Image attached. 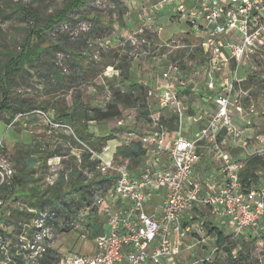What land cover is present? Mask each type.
Segmentation results:
<instances>
[{"label": "rangeland", "instance_id": "obj_1", "mask_svg": "<svg viewBox=\"0 0 264 264\" xmlns=\"http://www.w3.org/2000/svg\"><path fill=\"white\" fill-rule=\"evenodd\" d=\"M117 1L120 11L114 7L113 0H87L81 9L82 16L93 20L97 18L100 22L83 19L78 14L73 15L68 23L57 25L53 32H45L42 37L45 43L56 45L44 54L45 63L51 66L55 76L45 74L46 65L43 64V68H27L25 78H17L13 83L12 99L25 98L31 101L33 107L43 106L45 110L36 108L16 114L9 124L6 123L9 115L0 113V184H6L8 190H11L13 184L11 176L20 175L25 159L32 157L36 160L34 170L28 174V181L22 182L21 186L28 190L27 194L32 189L37 198L51 196L48 179L75 165L81 151L90 147L88 141L98 142L105 137V133H101L92 120L83 118L81 123L75 121L73 124H58L54 122L52 115L57 108L69 109L76 102L88 109L93 106L103 107L112 89L122 87L117 69L122 63L127 66L131 79L146 86L149 107L146 119L150 121L140 117L136 109L125 108L120 118L103 122L104 129L112 137L100 148L101 152L106 147L102 153L104 160L111 159L117 145L138 139L149 129L152 120L162 122L170 131L178 129L181 118L176 105L173 108H160L155 98L156 91L164 83L161 74L169 66H177L181 73V77L174 75L173 88L179 94L176 98L181 104L184 128L190 121L199 128L203 127L215 110L213 98L208 97L204 101L192 88L193 84L198 85L203 81L202 70L206 58L200 45L202 38L189 31L190 26L186 20L178 12L155 14L153 5L159 0ZM63 2L64 0H0V50L4 47H17L32 24L13 11L16 6L23 5L43 18ZM120 15L121 21L118 20ZM192 52L194 58L189 57ZM237 76L243 81H249L234 93L237 102L244 106L243 112H231L233 122L243 131L246 152L240 154L239 147H234L227 141L222 144V149L234 155L243 167L248 154L260 152L264 146V49L245 58L239 66ZM150 90L151 94L148 93ZM205 92L212 95L210 91ZM250 103H253L256 111L253 116L248 113ZM196 114L199 118H195ZM248 117L251 118L249 124L245 122ZM74 124L77 129H85L87 139L84 142L77 139ZM202 152L200 180L208 183V177L218 176L220 161L210 147ZM261 153L264 154V151ZM50 154L52 156L44 164L42 160ZM123 163L130 164L127 161ZM256 174L259 181L264 179V171L257 170ZM63 187L68 192L61 201L70 206V212L66 226H62L63 217L58 218L57 226H52L49 246L59 257L68 254L91 255L95 230L87 223L85 208L77 207L76 194L69 192V183L66 182ZM7 194L9 192L6 190H0V230L7 229L11 234H17L15 226L20 221L27 222L31 218L27 216L25 208L30 207L29 202L33 198L21 195L11 199V195ZM160 202V196L151 195L145 205L146 211L150 212ZM45 208L49 207L40 209ZM195 209L202 217L194 221L196 213L193 210L186 219L192 229L186 239L182 240L180 253L174 259L176 264H200L203 259H213L217 255L223 257L221 252L217 254L215 250L213 236L208 232L210 227H217L225 234L232 235L237 244H249L252 256L260 264H264V221L257 227L236 233L231 224L217 219L209 209ZM17 211L21 212L19 219L14 215ZM94 215L98 217L99 223L104 222L99 211L91 214ZM10 233L4 236V240L11 245L18 243ZM22 264L41 262L30 260L22 261Z\"/></svg>", "mask_w": 264, "mask_h": 264}, {"label": "built area", "instance_id": "obj_2", "mask_svg": "<svg viewBox=\"0 0 264 264\" xmlns=\"http://www.w3.org/2000/svg\"><path fill=\"white\" fill-rule=\"evenodd\" d=\"M153 7L155 11L166 7L178 12L189 24L190 32L202 38L200 45L206 58L203 81L193 84V89L203 85L210 91L215 110L192 139L177 135L168 140L167 131L159 121L152 120L150 128L138 137L145 152L137 172L130 171L113 155L104 160L106 147L101 152L87 148L99 162L84 175L88 179L94 174L113 179L109 189L100 184L92 200L107 230L94 238L92 255L68 254L52 264H176L174 259L180 253L182 240L192 229L186 219L194 208L209 209L217 219L231 224L236 233L264 221V179L256 186L244 188L239 176L242 165L222 149L226 141L246 148L243 131L231 117L232 110L242 112L244 106L233 93L241 90L237 88L243 81L237 76L240 64L264 49V0H159ZM161 75L165 83L172 82L174 75L181 77L175 65ZM156 101L160 108L174 104L172 88L165 86ZM248 113L256 114L253 103L249 104ZM250 122L248 118L247 123ZM208 147L220 161V175L208 177V183H204L194 169L202 150ZM261 150L257 153L263 152L264 146ZM58 175L48 179L50 185L58 180ZM160 191L161 206L148 213L147 200ZM85 209L89 210V206ZM28 210L32 216L22 224L20 232H6L18 243L11 245L4 240L6 234H0V264H15V256L26 262L40 261L44 256L52 236L50 213L46 209Z\"/></svg>", "mask_w": 264, "mask_h": 264}, {"label": "trees", "instance_id": "obj_3", "mask_svg": "<svg viewBox=\"0 0 264 264\" xmlns=\"http://www.w3.org/2000/svg\"><path fill=\"white\" fill-rule=\"evenodd\" d=\"M113 1L114 7L120 11L118 1ZM86 3L87 0H64L59 8L55 9L52 13L43 18L23 5H18L13 10L19 14L22 19H25L32 24L26 31V36L23 41L20 42L17 47H13L11 49L4 47L3 50H0V113H7L9 115L6 119L7 124L12 121L16 114H22L23 112L36 108L45 110V107L43 106L33 107L31 105V101L29 102L25 98L12 99L11 89L13 83L16 82L17 78H25L24 73H26L27 68H38L39 66L40 68H43V64L46 65V67H44L46 71L45 74L51 73L52 76H55V73L51 70V66H48L45 63L44 54L50 51V49L55 48L56 45L52 43H45L42 37L46 31L50 30L53 32L57 25L68 23L72 20L71 18L73 15L79 14L83 19L100 22L97 18L93 20L92 18L82 16L81 9ZM1 10L2 9H0V11ZM118 20L121 21V15L118 17ZM39 23H41V25H39ZM97 26L99 25H96V27ZM189 57L194 58V52L189 53ZM117 69L119 70V83L122 87L112 89L111 94L105 101L103 107L93 106L88 109L86 105V107H83L82 104L79 106L78 102H76L73 107L69 109H64L62 107L57 108L52 115L54 122L58 124H73L75 121L81 123L83 118L87 121L92 120L96 122L98 129L102 131L101 133H105V137L100 138L98 142L88 141L90 144V147L88 148L96 152H100V148L108 140L112 139L111 135L108 134V131L104 129L105 127L103 122L120 118L125 108L136 109L138 115L140 117H144L145 119L149 113L146 86L140 81L133 80L129 77L128 68L124 65V63L118 65ZM250 80H252V78ZM248 82L249 81L246 80L241 81L237 88L239 89L242 86L244 87V84ZM234 93L233 95L235 96ZM146 120L150 121L148 118ZM159 125H161L168 133L169 129L166 125L162 122H159ZM74 127L77 139L84 142L87 139L84 135L86 132L85 129H77L75 124ZM238 150L239 152H246V148H240ZM144 152L145 149L139 140L132 139L128 143L117 145L115 147L113 157L120 163H123L124 161L129 162L130 164L127 165L128 169L132 172H137L139 171V167L142 165L141 162L144 160ZM248 155L249 156L245 159L246 161L244 166L241 167L239 172L240 181L244 188H250L258 185L261 181L258 180L256 171H264V154L255 152ZM50 156H52V154L44 157L42 162L45 164ZM25 161L26 163H24L23 167L20 169L21 174L11 176V181L13 183L11 190L7 189L8 187L6 184H0V190H6L9 192L7 196L11 195V199L16 196L25 195L30 199L33 198V200H36L35 202L31 200V202H29L30 207L25 208L27 216H32V213H30L28 209L37 210L49 207L45 208L50 213L48 223H53V226H57L59 224L58 218L63 217L64 222L62 226H64L68 220L67 215L70 212V206L63 203L61 200H63L64 195L68 192L64 190L65 188L63 187L65 183L68 182L69 192L76 194L77 207L85 208L86 206H89V210L85 209L86 217L88 219L87 223L95 230V237L103 234L102 225L105 224V221L103 220L104 222L99 223V219L96 215L91 216L92 213L98 211V208L92 205V200L97 187L100 184H106L105 189H109L113 179L106 176H99L97 174H94L92 178L88 179L84 175V171L89 172L95 169L99 159L92 157L91 153L87 149H83L79 155V160L76 158L75 165L69 167V171L67 169L62 170L58 175V180L50 186L49 190L52 191L51 196L47 197L44 195L40 198L36 197L37 194L33 193L32 189H30L29 194H27L26 192L28 190H25L23 188L24 186H21L22 182L28 181V174L33 172V168L36 164V160L32 157H27ZM76 161H79V163ZM26 168H30V170L27 171ZM193 210H195L196 213L194 221H197L198 218L202 217V214L196 211L195 208L192 209V211ZM14 215H16V218L19 219L21 212L17 211ZM1 219L2 218H0V220ZM102 219L104 218L102 217ZM28 222L29 220L22 223L20 221L15 226L17 232H20L22 224ZM203 222L205 223V226H208L205 221ZM6 232H8L7 229L0 230L1 237L4 236ZM208 232L213 236V242L215 244L217 254L221 252L223 257H219L217 255L213 259H203L200 264H260L258 260L252 256L250 245L246 244V242H240L237 244L233 241L232 235L225 234L217 227H210ZM235 249L236 251L234 252ZM59 258V255L54 253L50 248L48 241V246L46 247L44 256L40 260L41 264H52ZM12 261L15 264H22V261L24 260H22L20 256H15L12 258Z\"/></svg>", "mask_w": 264, "mask_h": 264}, {"label": "crops", "instance_id": "obj_4", "mask_svg": "<svg viewBox=\"0 0 264 264\" xmlns=\"http://www.w3.org/2000/svg\"><path fill=\"white\" fill-rule=\"evenodd\" d=\"M189 3H187V5H188ZM153 4H151V6H152ZM155 5V4H154ZM153 5V6H154ZM155 14H161V13H174V11H173V9H171V8H166V7H160L157 11H153ZM202 52H204L203 51V49H202ZM173 82L174 81H172V82H168V83H165V81H164V83H162V85L160 86V89L158 90V92L156 91V94H155V98L157 99V95H158V93H159V91H161L165 86H170L171 88H172V90L174 91V94H175V98L179 95L178 94V91L175 89V88H173ZM193 88V87H192ZM196 92H197V94L199 95V97L201 96V98H202V100H204V101H206L207 100V98L208 97H211L212 98V95L210 96V95H208V94H206V92H205V89H204V87H203V85L202 86H199L198 87V89H194ZM151 91V90H150ZM152 93V92H151ZM180 93V92H179ZM174 105H176V107H177V109H178V114H179V116H180V118H181V123H180V125H179V127H178V129L176 128V129H174V130H172V131H168V140H171L173 137H175V136H177V135H179V136H182V137H185V138H187V139H192L193 137H194V135H195V133H197V131L200 129L199 128V126L198 125H196L194 122H192V121H190V122H188L187 123V126H186V128H184L183 126H182V124H185V121L183 120V113H182V110H181V108H180V106H181V104H180V101L178 102V100H177V98H176V102L174 103V104H172V105H170L168 108H173L174 107ZM192 107V106H191ZM176 109V110H177ZM243 112V111H242ZM237 113H241V112H237ZM197 115V114H196ZM188 118H190V117H188ZM195 118H199V116L197 115V117H195ZM249 118V117H248ZM186 119V118H185ZM248 120V119H247ZM247 120L245 121L246 123H247ZM194 123V124H193ZM193 124V125H192ZM198 124H200V123H198ZM248 124V123H247ZM192 125V126H191ZM204 126V125H203ZM150 128V127H149ZM238 149H240V148H238ZM243 152H240V154H242ZM234 156V155H233ZM208 162H210V161H208ZM199 166H201L200 165V162L197 164V166L195 167V169H194V173H195V175L200 179L201 177H200V170H199ZM218 177H219V175H220V169H218ZM153 195H155V196H160L161 197V202H160V204L159 205H156L155 207H160L161 206V203H162V200H163V195L161 194V193H159V194H153ZM153 212V209L150 211V212H148V213H152ZM102 230H103V234L106 232V230H107V227L105 226V224L102 226ZM185 239H186V237H185ZM94 249H93V252H92V254L94 253V250H95V242H94V247H93ZM184 249V248H183ZM91 254V255H92Z\"/></svg>", "mask_w": 264, "mask_h": 264}]
</instances>
